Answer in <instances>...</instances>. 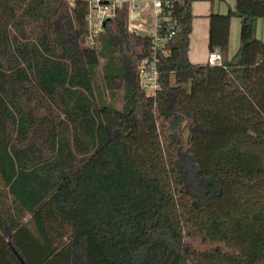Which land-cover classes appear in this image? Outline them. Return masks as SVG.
Here are the masks:
<instances>
[{
  "label": "trees",
  "instance_id": "trees-1",
  "mask_svg": "<svg viewBox=\"0 0 264 264\" xmlns=\"http://www.w3.org/2000/svg\"><path fill=\"white\" fill-rule=\"evenodd\" d=\"M171 1L149 96L126 12L90 46L86 0H0V264H264V0L210 14L221 66L188 58L200 0Z\"/></svg>",
  "mask_w": 264,
  "mask_h": 264
},
{
  "label": "built area",
  "instance_id": "built-area-1",
  "mask_svg": "<svg viewBox=\"0 0 264 264\" xmlns=\"http://www.w3.org/2000/svg\"><path fill=\"white\" fill-rule=\"evenodd\" d=\"M73 9L77 0H64ZM87 37L86 44L93 46L105 31L106 24L119 13L126 12L127 31L134 37L147 33L151 50L139 65V83L149 96H156L160 90L159 64L168 54L169 45L180 30L179 22L173 17L171 0H86ZM207 64L221 66L223 57L219 51L211 52Z\"/></svg>",
  "mask_w": 264,
  "mask_h": 264
},
{
  "label": "crops",
  "instance_id": "crops-1",
  "mask_svg": "<svg viewBox=\"0 0 264 264\" xmlns=\"http://www.w3.org/2000/svg\"><path fill=\"white\" fill-rule=\"evenodd\" d=\"M230 8H235V0H216L214 3L207 0H200L192 3L191 12L193 21L188 51V58L192 64H206L208 61V56L210 54L208 48L210 14L212 12L225 14ZM260 23L264 27V19L258 20L257 32L259 30ZM241 26V19H232L230 30V58L235 55L240 47ZM258 38L261 37L258 36Z\"/></svg>",
  "mask_w": 264,
  "mask_h": 264
},
{
  "label": "rangeland",
  "instance_id": "rangeland-1",
  "mask_svg": "<svg viewBox=\"0 0 264 264\" xmlns=\"http://www.w3.org/2000/svg\"><path fill=\"white\" fill-rule=\"evenodd\" d=\"M258 36L261 37L260 39H264V27L262 26L261 23L259 25V30L257 32V37ZM97 83H98L99 87L102 88V86H103V76H102L101 73L98 74ZM122 102H123L122 101V94H119L117 96V100L115 101V106L118 107V108H121Z\"/></svg>",
  "mask_w": 264,
  "mask_h": 264
},
{
  "label": "water",
  "instance_id": "water-1",
  "mask_svg": "<svg viewBox=\"0 0 264 264\" xmlns=\"http://www.w3.org/2000/svg\"><path fill=\"white\" fill-rule=\"evenodd\" d=\"M139 35H140V36H143V37H146V36H147V33L139 32Z\"/></svg>",
  "mask_w": 264,
  "mask_h": 264
}]
</instances>
